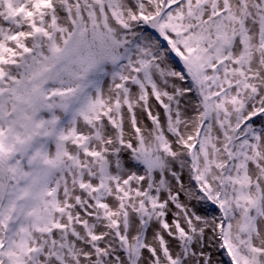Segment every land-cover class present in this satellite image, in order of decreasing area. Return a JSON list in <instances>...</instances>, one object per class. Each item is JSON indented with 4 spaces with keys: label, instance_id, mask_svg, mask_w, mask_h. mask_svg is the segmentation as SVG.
Here are the masks:
<instances>
[{
    "label": "snow or ice",
    "instance_id": "6c2138e0",
    "mask_svg": "<svg viewBox=\"0 0 264 264\" xmlns=\"http://www.w3.org/2000/svg\"><path fill=\"white\" fill-rule=\"evenodd\" d=\"M0 264H264V0H0Z\"/></svg>",
    "mask_w": 264,
    "mask_h": 264
}]
</instances>
